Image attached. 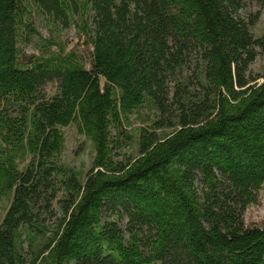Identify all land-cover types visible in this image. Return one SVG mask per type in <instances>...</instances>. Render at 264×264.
I'll return each mask as SVG.
<instances>
[{"label":"trees","instance_id":"trees-1","mask_svg":"<svg viewBox=\"0 0 264 264\" xmlns=\"http://www.w3.org/2000/svg\"><path fill=\"white\" fill-rule=\"evenodd\" d=\"M248 3L0 0V264H264ZM68 125L85 171L62 160Z\"/></svg>","mask_w":264,"mask_h":264},{"label":"rangeland","instance_id":"rangeland-1","mask_svg":"<svg viewBox=\"0 0 264 264\" xmlns=\"http://www.w3.org/2000/svg\"><path fill=\"white\" fill-rule=\"evenodd\" d=\"M258 12L257 20L251 26V32L254 36H258L264 32V8L258 7L255 3H248L241 11V15L248 18L250 14ZM37 29L43 36H47L48 27L41 22L37 24ZM63 34L72 35V31L63 30ZM34 40L30 41L25 48L30 52L37 51V45ZM257 56L254 61L249 65V74L255 77L264 72V52L257 48ZM261 79L258 78V81ZM57 83L50 82L45 86V94L51 95L56 91ZM64 149L62 152V160L65 163L70 164L77 171H85L90 164L91 151L90 144L83 135L78 133L74 125H68L64 127ZM134 148L132 145L125 143L123 152L126 154H133ZM121 158V155L118 156ZM52 215L41 213L43 219H45L46 226H52L55 216L58 215V206L54 201L52 203ZM244 218L246 222H259L264 219V191H261L256 202L248 206L244 212ZM24 238V235L22 236ZM26 246V243H24Z\"/></svg>","mask_w":264,"mask_h":264}]
</instances>
